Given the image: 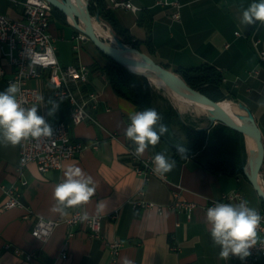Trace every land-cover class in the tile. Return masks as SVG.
<instances>
[{
	"label": "crops",
	"instance_id": "obj_1",
	"mask_svg": "<svg viewBox=\"0 0 264 264\" xmlns=\"http://www.w3.org/2000/svg\"><path fill=\"white\" fill-rule=\"evenodd\" d=\"M17 1L0 0V12L19 17L22 0ZM115 1H129L138 7L133 12L123 6L113 7L110 0H104L132 40L143 41L150 33L152 51L142 42L139 48L155 62L172 72L179 66L201 63L219 70L221 91L249 109L264 144V59L256 51L264 50V26H245L239 22L242 10L252 0H177L180 5L177 19L172 16L175 7L158 5L156 0ZM140 11L151 16L149 32L137 21ZM49 30L55 37L59 64H86L89 68L83 90L93 93L95 100L86 104L91 118L72 126L71 136L81 148L73 158L65 160L61 168L39 172L34 163H27L18 175L19 144L0 146V183L5 187L16 186L20 202V206L4 208L6 194L0 189V264H122L124 257L133 264H242L235 256L228 260L219 258L220 249L213 245L205 214L211 202L220 200L224 192L239 190L245 200L244 189L252 187L248 180L242 175L206 170L194 155L178 160L164 143L136 156L134 145L124 133L130 123L129 115L137 110L132 102L118 96L108 82L101 70L106 57L94 45L87 49L91 55L81 53L73 57L78 45L74 49L73 44L77 43L72 44V39L78 31L69 23L63 25L51 18ZM98 33L104 35L101 30ZM254 39L259 40L255 47ZM0 67L4 70L0 74L2 91L11 67L4 59H0ZM253 70L257 73L251 74ZM27 84L40 90V102L36 105L38 115L44 116L49 124L67 116L69 108L65 100H55L59 107L54 115H48L51 107L48 101L54 99L45 74L29 79ZM186 105L189 107L187 100ZM161 152L176 161L172 171L163 178L154 173L148 177L136 173L137 160ZM70 165L80 167L93 178L96 194L84 207L89 216L100 217L99 234L92 236L83 222L70 226L61 222L45 241H40L31 234L36 217L62 220L75 211L81 213L78 208L69 209L66 217L50 212L54 203L53 188ZM21 178L26 180L24 186L20 184ZM175 185L180 186V198L193 203L187 219L184 211L171 206ZM101 200L106 206L97 212L96 205ZM141 200L153 206L133 205L134 201ZM257 210H261V202ZM25 214H28L27 219L23 218ZM69 230L73 235L68 236ZM114 241L120 245L112 253L110 243ZM17 249L20 253H15ZM61 251H65L67 257H61ZM255 264H264V256Z\"/></svg>",
	"mask_w": 264,
	"mask_h": 264
},
{
	"label": "built area",
	"instance_id": "obj_2",
	"mask_svg": "<svg viewBox=\"0 0 264 264\" xmlns=\"http://www.w3.org/2000/svg\"><path fill=\"white\" fill-rule=\"evenodd\" d=\"M17 3V0H12ZM113 7L123 6L135 12L138 7L129 1L110 0ZM21 15L19 17H10L0 12V59H4L11 67L9 75L5 79V87L11 82H19L24 100L27 101L26 106L31 107L40 102V90L35 86H29V79H37L43 74L46 76L48 87L51 90L52 98L57 101L65 100L68 104V114L65 118L59 119L50 124L53 129L51 138H40L22 141L19 144V159L16 166V172L21 175V169L27 163H34L39 172L50 171V169H58L62 167L65 160L73 158L79 152L81 144L74 141L70 130L73 125L78 124L86 119H90L86 110V104L95 100V95L83 90V84L89 75V68L83 64H67L61 65L55 55L54 36L49 30L51 21L52 5L47 0H22ZM158 5H172L176 11L172 14L174 19L179 17L177 8L180 6L177 0H156ZM238 34V32H235ZM87 39L82 33L77 32L74 39ZM258 39L253 40L254 47L258 44ZM73 48L77 49V44H73ZM261 59H264V50L256 49ZM37 61L33 63L32 61ZM4 70L0 67V74ZM257 73L253 70L251 74ZM96 148V144L92 145ZM153 157L145 160H137L136 173L148 177L153 173L151 162ZM161 177V176H160ZM163 178V176H162ZM20 184L24 186L26 180L21 178ZM0 189L5 192L6 200L3 203L4 208H12L20 206L17 196V187H5L0 183ZM180 186L175 185L172 193L173 208L184 211L186 219L190 217L193 203L184 201L179 196ZM143 194V191H140ZM244 200L243 194L239 190L224 192L220 200L211 202L212 206L217 202L238 203ZM134 206L148 207L153 206L152 203L144 200L134 201ZM262 216L264 211L258 210ZM24 219L28 218V214L23 215ZM63 222L70 226L83 222L88 228L90 234L98 235L100 231V217L89 216L88 220L80 219V212L75 211L69 217L62 220L44 217H36L33 220L31 234L33 237L45 241L52 229L59 223ZM73 235L71 230L68 236ZM258 239L264 240V221L261 222L258 230ZM120 245L119 242L110 243L112 253H115ZM251 255L242 261V264H255L264 256V249L257 244L250 249ZM15 253H20L17 249ZM31 258V255H27ZM61 257H67L65 251H61Z\"/></svg>",
	"mask_w": 264,
	"mask_h": 264
},
{
	"label": "clouds",
	"instance_id": "obj_3",
	"mask_svg": "<svg viewBox=\"0 0 264 264\" xmlns=\"http://www.w3.org/2000/svg\"><path fill=\"white\" fill-rule=\"evenodd\" d=\"M239 22L245 26H264V0H252L249 6L242 10ZM33 63L37 61L33 60ZM21 85L11 82L0 91V146H16L29 138H51L53 129L44 116L38 115V107L26 106ZM51 106L48 115H54L59 105L49 99ZM130 123L125 129V137L133 145L136 156H141L150 147L160 142L168 128L161 123L162 117L154 108H147L129 115ZM177 151L182 158L186 157V148L179 146ZM154 174L164 176L174 169L176 161L165 153H156L152 159ZM96 194L93 178L80 167L70 165L63 171L61 181L52 191L54 201L50 212L62 217L69 215V209H80V219L88 220L89 214L84 206L89 204ZM104 201L96 205L97 212L105 208ZM206 223L209 225L213 245L220 249L219 258L228 260L238 257L241 261L251 255L250 249L257 244L264 249V240L258 239V230L264 216L249 206L247 200L238 203L217 202L207 208ZM122 264H133L127 257L122 258Z\"/></svg>",
	"mask_w": 264,
	"mask_h": 264
},
{
	"label": "trees",
	"instance_id": "obj_4",
	"mask_svg": "<svg viewBox=\"0 0 264 264\" xmlns=\"http://www.w3.org/2000/svg\"><path fill=\"white\" fill-rule=\"evenodd\" d=\"M56 10L58 16L62 17L64 22L67 23L65 16L52 6L51 13ZM88 10H89V21L95 23L93 15L98 13L99 18L104 22L110 31L122 42L129 43L135 48H139L142 42L146 49L151 52L152 44L150 41L149 34L143 41L132 40L127 29L123 28L117 21L113 11L106 6L104 0H88ZM151 16L146 14L144 11H140L138 14L137 21L143 24L147 31H150ZM140 50V48H139ZM107 62L101 67L104 72L108 82L113 88L114 92L121 97L126 98L132 102L137 111H142L147 108H151L147 100V84L143 85L138 83L137 79L144 77L134 74L128 66H123L116 61L112 60L110 57L106 56ZM163 66V65H162ZM165 67V66H163ZM166 68V67H165ZM175 74L180 76V78L190 87H194L204 96L210 100H216L224 98V93L220 89L221 73L213 65L207 63H201L199 65L182 67L179 66L173 70ZM175 115L181 123L187 124L185 120L180 119L175 108H173ZM161 123L167 126L166 120L162 119ZM188 126H190L188 124ZM207 137L202 135L204 133V128L202 129H188L189 134H195L197 137L195 141L188 147L180 144L169 135V129L165 133L160 142L155 146H150L157 148L159 144L166 142L164 138L169 139V141L178 144L180 146L191 149V153H186V157L194 155L195 160L204 169L209 170L213 173L222 172L223 174L229 175H242L244 178L243 165L245 164V146L243 135L240 131L229 127L221 122L215 123L213 126L208 127ZM262 140V138H261ZM167 145V144H166ZM263 145V156L262 161L259 166V173L263 175L264 178V144ZM168 146V145H167ZM172 151L176 159H183L177 149L168 146ZM261 210L264 211V202L260 199Z\"/></svg>",
	"mask_w": 264,
	"mask_h": 264
},
{
	"label": "water",
	"instance_id": "obj_5",
	"mask_svg": "<svg viewBox=\"0 0 264 264\" xmlns=\"http://www.w3.org/2000/svg\"><path fill=\"white\" fill-rule=\"evenodd\" d=\"M54 8H56L58 11H60L64 16L66 21L67 15L70 13L72 16H81L83 23L85 24V29L79 28L77 25L71 24L78 32L82 33L90 42L93 43V45L99 49V51L106 56L110 57L112 60L116 61L117 63L126 66V63H139V62H145L152 72H154L158 77H160L162 80H164L166 83L171 85L174 88H177L181 91H184L193 97H195L199 102H201L207 110L212 112V114L209 116V122L206 127H199V129L205 128L208 129V127L213 126L217 122H221L222 124H225L229 127H233L234 129L240 131L243 135L244 139V145H245V163H248V169L246 170L245 166L243 165V172L248 180V182L252 185L255 192L259 196V198L264 202V189L261 187L260 183L258 182V175H260L258 169L260 166V163L262 161L263 156V145L261 140V132L256 125L255 119L249 109H247L246 106H244L242 103L238 102V106L241 109H244L246 114L244 116H241L239 120L234 118L227 117L221 113V110H219L216 105L212 102V100L208 99L206 96H204L202 93H200L197 89H194V87H190L187 85L177 74L174 72L168 70L167 68L163 67L161 64L155 62L152 60V58L146 54L145 52L139 50V48L132 47V45L127 44L122 41H120L108 28L110 31V35H112L114 46L111 45L108 41L102 39L101 37L97 36L96 33L92 30L90 24L88 23V0L84 1V10L83 12L78 11L73 5L72 1L70 0H47ZM94 19L96 22L104 24L99 18L98 13L94 14ZM74 20L76 21L75 17ZM116 47H119L123 50L130 49L132 51V55L124 56L120 54ZM138 74H141L139 72H136ZM144 75V74H142ZM145 76V75H144ZM178 116L181 119V112L176 109ZM247 131L248 133H251L252 139H250L251 142V149L246 148V137L244 132ZM164 141L166 144L170 147H173L177 149L180 145L175 144L169 139L164 138ZM186 148V147H185ZM192 151L189 148H186V153L190 154ZM262 176V175H261ZM262 178V177H261Z\"/></svg>",
	"mask_w": 264,
	"mask_h": 264
},
{
	"label": "rangeland",
	"instance_id": "obj_6",
	"mask_svg": "<svg viewBox=\"0 0 264 264\" xmlns=\"http://www.w3.org/2000/svg\"><path fill=\"white\" fill-rule=\"evenodd\" d=\"M77 18V15L74 16ZM51 18L52 19H57L58 23H62L65 25L66 23H63L61 20H59L58 14L56 10L54 9L53 12L51 13ZM68 23V22H67ZM70 24V23H69ZM75 29V28H74ZM77 43L78 45V50L77 52L74 51L73 57H78L81 53L82 54H87L91 55L90 52L87 50L88 47L93 46V43L87 40V42H84L79 39H72V44ZM54 47H55V42H54ZM133 47V46H132ZM129 67V66H128ZM134 74L140 75L144 77V80L141 78H138L137 81L138 83H142L143 85L147 84V100L151 106V108L156 109V111L161 115L162 119L166 120L167 123V128L169 129V135L177 140L180 144H183L185 146L191 145L194 141L197 135L195 134H189V127L197 129L195 127L200 126V127H206L208 125L209 119L206 118L205 116L201 114H197L193 112L191 109L183 110L182 111V119L186 121L187 124L181 123L177 116L174 113L173 108L177 109L175 107V100L173 97V92L169 93L164 91L163 89L157 87L156 85L152 84L151 81L148 79L147 76H144L142 74H138L135 69L129 67ZM140 73V72H139ZM224 98L212 100V102H221L224 100L227 95H224ZM172 97V99L170 98ZM185 104V100H184ZM188 124L190 126H188ZM208 130L204 128V133L202 135H205L207 137V132ZM245 146V145H244ZM260 175H262L260 173ZM262 180L264 181L263 175L261 176ZM247 189L245 188V200L249 202V205L255 209L260 207V198L255 192L254 188H252L250 185L246 186Z\"/></svg>",
	"mask_w": 264,
	"mask_h": 264
},
{
	"label": "bare ground",
	"instance_id": "obj_7",
	"mask_svg": "<svg viewBox=\"0 0 264 264\" xmlns=\"http://www.w3.org/2000/svg\"><path fill=\"white\" fill-rule=\"evenodd\" d=\"M73 6L78 9V11L83 12L84 10V1L83 0H71ZM94 18V15H93ZM67 20L69 21V23L77 25L79 28L81 29H85V24L83 23V20L81 18V16H77L76 21L74 20V17L72 16V14H68L67 15ZM95 20V19H94ZM92 28V30L94 31V33L97 34V36L101 37L102 39L108 41L111 45L114 46V41L112 38V35H110V31L108 30V27L105 24H101L95 21V23L92 22H88ZM101 28V29H100ZM103 31L104 35L101 36L100 33H98V31ZM118 52L124 56H129L132 55V51L130 49L127 50H123L119 47H116ZM126 66H129L133 69H135L136 71L140 72L141 74H144L145 76L148 77V79L151 81L152 84L156 85L157 87L163 89L166 92L172 93L174 100H175V107L181 112L183 110H187V109H191L193 112L197 113V114H201L203 116H205L206 118L209 119V116L212 114L211 111H209V109L207 110V108L201 103L199 102L195 97H193L192 95L181 91L177 88L172 87L171 85H169L168 83H166L164 80H162L160 77H158L154 72H152V70L150 69V67L145 63V62H139V63H126ZM172 99V97H170ZM173 100V99H172ZM184 100L188 101L189 107L188 105H186V107L184 106ZM216 107L221 110V113L227 117L230 118H234L239 120L241 116H244L246 114V112L244 111V109H241L238 106V102L226 97L224 100H222L221 102H213ZM182 117V115H181ZM200 126H197L195 128H199ZM245 137H246V148L247 149H251L252 145L250 142V139H252L251 133H248L247 131L244 132ZM246 155V152H245ZM246 166V170L248 169V163H245ZM259 179L258 182L260 183L261 187L264 189V181L261 178V175L257 176Z\"/></svg>",
	"mask_w": 264,
	"mask_h": 264
}]
</instances>
